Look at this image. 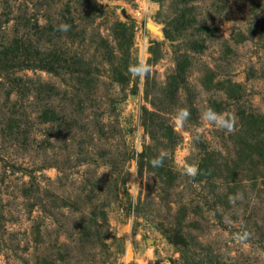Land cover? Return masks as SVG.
<instances>
[{"label":"rangeland","instance_id":"374dc122","mask_svg":"<svg viewBox=\"0 0 264 264\" xmlns=\"http://www.w3.org/2000/svg\"><path fill=\"white\" fill-rule=\"evenodd\" d=\"M0 264H264V0H0Z\"/></svg>","mask_w":264,"mask_h":264},{"label":"clouds","instance_id":"9594fccd","mask_svg":"<svg viewBox=\"0 0 264 264\" xmlns=\"http://www.w3.org/2000/svg\"><path fill=\"white\" fill-rule=\"evenodd\" d=\"M62 30L66 31L68 26L67 25H61ZM185 119L188 116V113L183 114ZM201 120L206 121L212 124H215L218 128L226 130L227 132L232 131V126L226 121L221 119V114L217 113L214 109L207 108L201 113ZM163 153H160V157L153 159L151 161L152 165L155 166H160L162 163V157ZM186 174L189 176H195L196 175V168L195 167H188L186 169ZM241 240H244L247 238V234L245 233L243 236L239 237Z\"/></svg>","mask_w":264,"mask_h":264}]
</instances>
